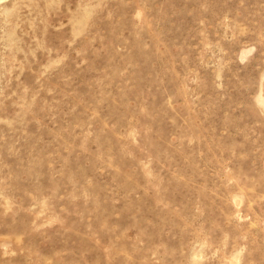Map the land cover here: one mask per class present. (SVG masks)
Instances as JSON below:
<instances>
[{"label": "rangeland", "instance_id": "374dc122", "mask_svg": "<svg viewBox=\"0 0 264 264\" xmlns=\"http://www.w3.org/2000/svg\"><path fill=\"white\" fill-rule=\"evenodd\" d=\"M0 264H264V0H0Z\"/></svg>", "mask_w": 264, "mask_h": 264}]
</instances>
